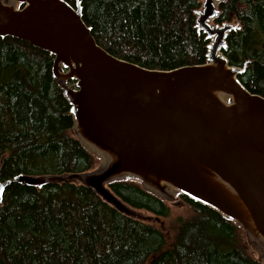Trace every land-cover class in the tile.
<instances>
[{"label":"trees","instance_id":"1","mask_svg":"<svg viewBox=\"0 0 264 264\" xmlns=\"http://www.w3.org/2000/svg\"><path fill=\"white\" fill-rule=\"evenodd\" d=\"M79 1L97 43L119 59L161 71L206 63L209 42L196 29L200 0ZM218 9L213 23L241 28L229 34L225 56L232 66L249 62L239 79L264 97V0H225ZM53 63L29 43L0 38V181L86 173L100 163L73 134ZM108 187L135 210L171 216L169 204L138 182ZM178 198L191 213L174 220L169 245L162 230L122 214L84 185L13 184L0 204V264H263L234 222Z\"/></svg>","mask_w":264,"mask_h":264},{"label":"water","instance_id":"2","mask_svg":"<svg viewBox=\"0 0 264 264\" xmlns=\"http://www.w3.org/2000/svg\"><path fill=\"white\" fill-rule=\"evenodd\" d=\"M200 1L196 29L209 42L206 63L161 71L103 49L79 0H0V38L54 57L73 134L100 159L86 173L0 181V204L13 184L41 190L74 182L145 222L108 187L134 181L165 202L183 195L231 220L264 264V97L239 79L249 62L232 66L224 54L229 34L241 29L213 23L225 0Z\"/></svg>","mask_w":264,"mask_h":264},{"label":"rangeland","instance_id":"3","mask_svg":"<svg viewBox=\"0 0 264 264\" xmlns=\"http://www.w3.org/2000/svg\"><path fill=\"white\" fill-rule=\"evenodd\" d=\"M167 203L171 207V216L169 218L156 217L144 211L139 212L145 216V222L156 226L165 233L167 237V243L170 245L174 241L176 234L174 220L178 217L189 215L191 213V209L188 207V205L182 203L180 199H177L175 202Z\"/></svg>","mask_w":264,"mask_h":264}]
</instances>
